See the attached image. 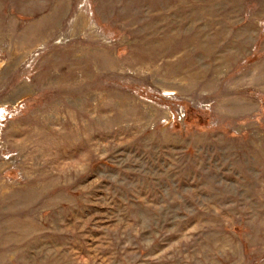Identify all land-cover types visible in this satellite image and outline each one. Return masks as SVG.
I'll return each mask as SVG.
<instances>
[{"label": "rangeland", "instance_id": "obj_1", "mask_svg": "<svg viewBox=\"0 0 264 264\" xmlns=\"http://www.w3.org/2000/svg\"><path fill=\"white\" fill-rule=\"evenodd\" d=\"M0 264H264V0H0Z\"/></svg>", "mask_w": 264, "mask_h": 264}, {"label": "bare ground", "instance_id": "obj_2", "mask_svg": "<svg viewBox=\"0 0 264 264\" xmlns=\"http://www.w3.org/2000/svg\"><path fill=\"white\" fill-rule=\"evenodd\" d=\"M3 114L1 113L0 116H2Z\"/></svg>", "mask_w": 264, "mask_h": 264}]
</instances>
